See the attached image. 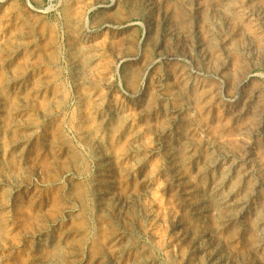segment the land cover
Segmentation results:
<instances>
[{
	"label": "rangeland",
	"instance_id": "1",
	"mask_svg": "<svg viewBox=\"0 0 264 264\" xmlns=\"http://www.w3.org/2000/svg\"><path fill=\"white\" fill-rule=\"evenodd\" d=\"M0 264H264V0H0Z\"/></svg>",
	"mask_w": 264,
	"mask_h": 264
},
{
	"label": "bare ground",
	"instance_id": "2",
	"mask_svg": "<svg viewBox=\"0 0 264 264\" xmlns=\"http://www.w3.org/2000/svg\"><path fill=\"white\" fill-rule=\"evenodd\" d=\"M219 184V183H218ZM218 197V196H217ZM219 198V197H218ZM219 200V199H218ZM219 202V201H218ZM216 203V202H215ZM226 203V202H225ZM218 205V204H217ZM220 205V204H219ZM227 205V204H226ZM256 245V244H255Z\"/></svg>",
	"mask_w": 264,
	"mask_h": 264
}]
</instances>
